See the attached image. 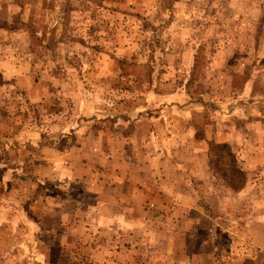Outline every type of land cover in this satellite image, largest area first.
<instances>
[{
    "label": "rangeland",
    "instance_id": "rangeland-1",
    "mask_svg": "<svg viewBox=\"0 0 264 264\" xmlns=\"http://www.w3.org/2000/svg\"><path fill=\"white\" fill-rule=\"evenodd\" d=\"M0 264H264V0H0Z\"/></svg>",
    "mask_w": 264,
    "mask_h": 264
},
{
    "label": "trees",
    "instance_id": "trees-1",
    "mask_svg": "<svg viewBox=\"0 0 264 264\" xmlns=\"http://www.w3.org/2000/svg\"><path fill=\"white\" fill-rule=\"evenodd\" d=\"M237 173L241 176L242 181H244V179H245V174H244V172L237 171Z\"/></svg>",
    "mask_w": 264,
    "mask_h": 264
}]
</instances>
